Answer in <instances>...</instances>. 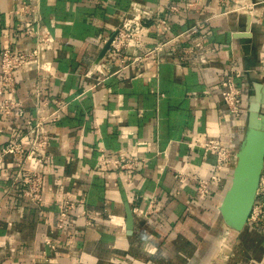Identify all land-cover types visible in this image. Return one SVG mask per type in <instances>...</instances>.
Listing matches in <instances>:
<instances>
[{"label": "crops", "instance_id": "obj_1", "mask_svg": "<svg viewBox=\"0 0 264 264\" xmlns=\"http://www.w3.org/2000/svg\"><path fill=\"white\" fill-rule=\"evenodd\" d=\"M20 1L0 0V51L33 47L20 23L34 19L22 16ZM131 6L151 20H167L163 39L182 36L174 41L175 55L169 47L163 50V62L119 71L102 51ZM38 16L53 41L42 49L40 70L15 72L12 97L24 114L13 120L0 116V150L28 130L39 104L46 103L47 112L62 108L57 122L45 123L50 159L27 163L43 175L40 205L25 198L14 181L19 157L7 155L0 164V264H220L212 255L204 261L203 251L222 234L218 208L234 166L206 197L197 196L192 180L179 182L176 170L200 176L214 171V155L189 142L214 140L235 158L249 98L264 86V0H40ZM194 26L201 28L192 34ZM201 38L204 48L180 61L182 48ZM156 40L147 36L127 57ZM235 70L241 72L235 81L242 93L240 118L221 98L220 82ZM41 73L48 76L37 94L32 83ZM132 153L145 158L134 182L98 165L102 154ZM67 196L77 203L66 227L59 228ZM149 196L161 210L132 214L128 231L125 204L145 206ZM256 201L264 202V189ZM261 210L259 222L240 232L229 229L222 264H264V205Z\"/></svg>", "mask_w": 264, "mask_h": 264}, {"label": "built area", "instance_id": "obj_2", "mask_svg": "<svg viewBox=\"0 0 264 264\" xmlns=\"http://www.w3.org/2000/svg\"><path fill=\"white\" fill-rule=\"evenodd\" d=\"M39 1L40 0H23L20 1L19 11L25 18H33L34 24L20 23V29L24 36L33 41V47L25 51H13L9 47H4L0 51V96H5L0 103V116L8 120L22 117L24 114L22 104L13 99L15 92V72L28 66H34L40 70L41 52L43 47L53 41V37L48 30L41 29L39 26ZM172 12L176 11L175 7L170 8ZM168 22L165 18L156 17L154 20L147 18L143 11L131 6L123 15L120 25L113 35L105 41L108 47L105 56L113 59L118 64V70L122 71L133 64H150L163 62L161 53L166 47L175 55L177 50L174 41L181 37L165 40ZM201 27L194 26L190 33H196ZM154 34L156 42L145 52L136 51L130 57L128 53L132 49L141 48L147 36ZM204 48L202 38L188 42V45L182 48L180 61H184L187 56L192 55ZM48 74H42L39 79L32 83L36 93H39V84L47 79ZM241 77L240 71H230L220 82L221 98L226 109L235 118H240L243 114V101L241 90L236 85V79ZM56 108L47 112V104H39L36 108L34 117L29 118L28 130L19 136L14 137L0 150V164L7 155L18 156L19 159L15 164L14 181L19 183L22 188V194L32 204L40 205L43 200V175L37 170L27 167V163L37 160L50 159L48 147L50 146L49 130L45 123L57 122L59 120L60 109ZM190 147L202 150L204 153L214 155L215 167L209 176H200L194 172L176 170L179 182L192 180L196 186V194L199 197H206L212 194V187L219 185L224 176L228 175L227 169L235 164V158L229 150L217 144L214 140H207L201 143L189 142ZM145 164V158L137 154H120L114 158H107L102 154L98 159V165L103 170H113L126 175L127 182H134L137 174L141 172ZM264 189V177H260L259 190ZM145 206L135 205L131 209L132 214L140 216L154 215L161 210V205L155 200L154 196L144 197ZM81 202V201H79ZM76 200L67 196L65 200V209L60 213L57 227L64 228L67 225L68 213L75 209ZM264 202L255 200L247 223H257L263 216L262 206ZM84 214V211H81ZM1 214V207H0ZM100 213H94L98 216ZM89 224V223H88ZM229 233L226 231L227 237Z\"/></svg>", "mask_w": 264, "mask_h": 264}, {"label": "water", "instance_id": "obj_3", "mask_svg": "<svg viewBox=\"0 0 264 264\" xmlns=\"http://www.w3.org/2000/svg\"><path fill=\"white\" fill-rule=\"evenodd\" d=\"M105 44L102 53L106 51ZM264 86L249 98L247 124L244 137L235 154V164L229 188L219 205L221 222L228 229L240 232L247 221L256 200L260 177L264 168ZM126 228H133V215L125 204Z\"/></svg>", "mask_w": 264, "mask_h": 264}, {"label": "rangeland", "instance_id": "obj_4", "mask_svg": "<svg viewBox=\"0 0 264 264\" xmlns=\"http://www.w3.org/2000/svg\"><path fill=\"white\" fill-rule=\"evenodd\" d=\"M222 234L221 236L218 238V236H215L213 237L208 243V247L207 249H205L203 251V254L205 253V260L204 261H207L208 259H211V255L213 256L214 260H215V263H220L222 264L223 259L225 258V255H226V251H225V246H226V243H227V237L225 235L226 231H228V228L226 226H224V224L221 222L220 224V228L219 230ZM220 245L222 247H220ZM225 245V246H224ZM214 251H213V249ZM217 254H221L222 256H218ZM226 260V259H224Z\"/></svg>", "mask_w": 264, "mask_h": 264}]
</instances>
